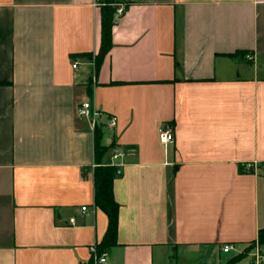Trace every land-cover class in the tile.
Returning <instances> with one entry per match:
<instances>
[{"label": "crops", "instance_id": "obj_1", "mask_svg": "<svg viewBox=\"0 0 264 264\" xmlns=\"http://www.w3.org/2000/svg\"><path fill=\"white\" fill-rule=\"evenodd\" d=\"M113 1L94 76L95 0H0V264H93L108 217L88 99L117 119L103 163L123 154L109 264H228L264 229V0Z\"/></svg>", "mask_w": 264, "mask_h": 264}, {"label": "trees", "instance_id": "obj_2", "mask_svg": "<svg viewBox=\"0 0 264 264\" xmlns=\"http://www.w3.org/2000/svg\"><path fill=\"white\" fill-rule=\"evenodd\" d=\"M98 5L101 12V47L99 52L81 54L93 61L94 76H97L105 57L113 47L112 35L116 24V12L118 3L113 0H99ZM127 9V8H126ZM240 55H247V52L238 51L232 55V58ZM93 81V77L90 82ZM5 85V83H0ZM95 133V167L93 169V180L95 186V205L100 208L108 217V228L103 240L98 244L100 252H107L111 247L117 244L118 226H119V204L114 198V181L117 177V168L103 163V157L109 148L102 144L103 133L99 127L94 129ZM87 169H84V174ZM257 242L264 247V229L260 231ZM256 242H253L244 253L232 258L228 264H236L246 258L254 249Z\"/></svg>", "mask_w": 264, "mask_h": 264}, {"label": "built area", "instance_id": "obj_3", "mask_svg": "<svg viewBox=\"0 0 264 264\" xmlns=\"http://www.w3.org/2000/svg\"><path fill=\"white\" fill-rule=\"evenodd\" d=\"M98 4L99 0H95ZM116 12V18H120L126 10V7L122 4H118ZM251 59V57H250ZM79 63L74 62L73 68L77 69ZM79 115L82 118H86L91 121L93 128L106 126L107 128H115L117 125V119L115 117H111L107 119V122L102 123L100 121V113H98L94 107L92 106L91 102L88 100L81 102L79 107ZM160 140L165 145H171L174 143V130L172 126L166 125L160 131ZM123 156L122 152L116 151L112 156L111 165L120 168V164L118 161ZM118 174H121V171L118 170ZM87 207H83L82 211H86ZM71 223L74 224L75 220L71 219ZM225 253H229L233 250L232 245H225L223 248ZM90 252L92 255V262L93 264H109V255L107 252H100L98 249V244H95L90 247ZM251 256L253 258L251 264H264V247L260 246V244L256 241L254 249L251 251Z\"/></svg>", "mask_w": 264, "mask_h": 264}]
</instances>
